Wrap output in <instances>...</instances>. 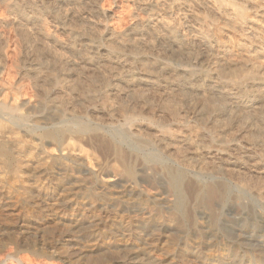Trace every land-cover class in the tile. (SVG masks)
I'll use <instances>...</instances> for the list:
<instances>
[{"label":"bare ground","instance_id":"6f19581e","mask_svg":"<svg viewBox=\"0 0 264 264\" xmlns=\"http://www.w3.org/2000/svg\"><path fill=\"white\" fill-rule=\"evenodd\" d=\"M133 1L144 17L118 29L107 25L98 13V21H91L79 12L81 21L94 25L88 31H77L72 22L74 8L53 11L67 37L60 41L45 30L46 23L17 17L21 0H0L11 16L0 14V27L14 25L29 46L25 72L39 94L37 103L29 105L16 95V89L9 88L7 83L12 86V81L3 79L7 54H2V47L6 48L7 41L0 33V111L20 121L39 109L47 111V117L61 119L75 113L77 104H86L94 115H103L111 123L123 122L135 135H144L145 124L136 119L146 111L161 126L151 131L153 138L146 136L184 167L234 181L264 200V0ZM161 102L168 107L161 108L157 117ZM162 113L171 117L173 129L160 119ZM14 129L0 123L2 191L24 188L26 172L40 165L39 161L23 160L24 152L37 147L25 143ZM65 134V129H59L45 135L57 141ZM63 145L67 154L81 156L82 149L73 141ZM183 176L176 172L170 178L180 210L186 207ZM215 191L203 192L202 200L213 201ZM227 191L225 187V196Z\"/></svg>","mask_w":264,"mask_h":264},{"label":"rangeland","instance_id":"374dc122","mask_svg":"<svg viewBox=\"0 0 264 264\" xmlns=\"http://www.w3.org/2000/svg\"><path fill=\"white\" fill-rule=\"evenodd\" d=\"M85 1L19 0L21 10L16 14L22 21L31 17L46 23L45 30L60 41L67 37L53 16L57 9L74 8L72 22L77 31H88L94 25L81 21L79 12L91 21H98V13L116 29L144 17L133 0ZM6 10L0 6V14L10 19ZM0 33L7 41L6 48L2 47V54H7L3 79L12 81V86L7 85L19 92L16 95L21 100L35 105L39 94L25 72L29 46L12 24L0 27ZM166 106L158 103L155 116ZM87 107L77 104L75 113L61 119L47 117V111L39 109L34 117L23 121L0 111V123L15 128L25 143L37 147L31 153L24 152L23 160L40 162L37 169L26 172L24 188L0 190V248L4 247L0 249L1 264H19L18 260L24 264H264V200L260 196L212 172L184 167L151 139L161 129L151 119L152 114L144 111L147 114L138 116L136 120L145 124L146 130L144 135H135L123 122H108ZM39 116L42 118L37 119ZM168 117L163 114L160 119L173 129ZM58 128L65 129L66 136L52 141L45 135ZM66 141L80 147L81 156L64 152ZM49 154L53 157L46 161ZM176 172L184 173L183 210L178 208V197L170 182L171 174ZM210 188L216 190L211 196L213 201L202 200Z\"/></svg>","mask_w":264,"mask_h":264}]
</instances>
